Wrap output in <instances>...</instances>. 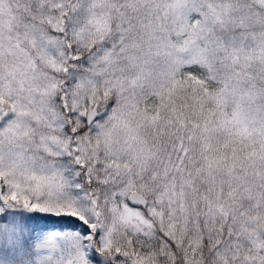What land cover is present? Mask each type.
Returning a JSON list of instances; mask_svg holds the SVG:
<instances>
[{"label":"snow or ice","instance_id":"6c2138e0","mask_svg":"<svg viewBox=\"0 0 264 264\" xmlns=\"http://www.w3.org/2000/svg\"><path fill=\"white\" fill-rule=\"evenodd\" d=\"M0 264H264V0H0Z\"/></svg>","mask_w":264,"mask_h":264}]
</instances>
